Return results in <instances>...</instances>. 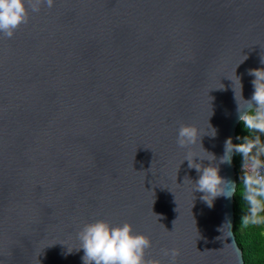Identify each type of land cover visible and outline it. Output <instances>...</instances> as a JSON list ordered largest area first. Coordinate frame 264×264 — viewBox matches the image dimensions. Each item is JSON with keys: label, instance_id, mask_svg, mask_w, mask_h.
Here are the masks:
<instances>
[{"label": "water", "instance_id": "obj_1", "mask_svg": "<svg viewBox=\"0 0 264 264\" xmlns=\"http://www.w3.org/2000/svg\"><path fill=\"white\" fill-rule=\"evenodd\" d=\"M262 61L264 0L29 9L0 35V264H83L77 233L95 219L131 224L161 264L171 249L176 264H244L234 195L209 207L182 161L191 151L207 167L212 154L237 185L234 153L219 159L245 107L237 78L250 100ZM180 124L202 136L191 149L177 146Z\"/></svg>", "mask_w": 264, "mask_h": 264}, {"label": "clouds", "instance_id": "obj_2", "mask_svg": "<svg viewBox=\"0 0 264 264\" xmlns=\"http://www.w3.org/2000/svg\"><path fill=\"white\" fill-rule=\"evenodd\" d=\"M53 3L54 0H0V35L12 38L21 25L29 22V9L38 13L42 4L51 8ZM249 75L254 77L250 100L243 99L239 78L240 97L245 107H241L236 96L235 99L239 120L248 132L255 135L245 136L240 144H233L231 138L227 139L224 155L219 159L220 164H230L233 153L242 156L241 195L247 204V215L241 219L245 226L264 225V141L261 139L264 136V69L250 70ZM212 135H215V130ZM201 137L195 126L180 124L176 143L182 149H191L198 140L201 141ZM210 155L212 160L207 159L210 162L207 167L197 163V157L201 161L205 159L193 155L191 151L182 163L187 161L188 167L196 170L198 179L195 183L188 178L185 180L193 184V192L203 193L201 199L212 207L219 196L231 198L236 193V186L219 175V167L211 163L216 157ZM226 224L231 225V222ZM77 239L80 244L77 251H83V264H161L160 260L149 256L148 250L152 247L150 238L135 233L127 222L114 225L104 219H95L80 228ZM164 255L171 257V264H176L179 251L164 250Z\"/></svg>", "mask_w": 264, "mask_h": 264}, {"label": "trees", "instance_id": "obj_3", "mask_svg": "<svg viewBox=\"0 0 264 264\" xmlns=\"http://www.w3.org/2000/svg\"><path fill=\"white\" fill-rule=\"evenodd\" d=\"M254 133L248 132L240 122L235 132V144L243 142L245 136H252ZM264 141V136L261 137ZM233 165L236 173V193L234 194V236L239 249L243 254L244 264H264V225H248L242 223V217L247 215V204L241 195L242 156L234 153Z\"/></svg>", "mask_w": 264, "mask_h": 264}, {"label": "built area", "instance_id": "obj_4", "mask_svg": "<svg viewBox=\"0 0 264 264\" xmlns=\"http://www.w3.org/2000/svg\"><path fill=\"white\" fill-rule=\"evenodd\" d=\"M240 172L243 173V172H242V166H241V168H240Z\"/></svg>", "mask_w": 264, "mask_h": 264}]
</instances>
